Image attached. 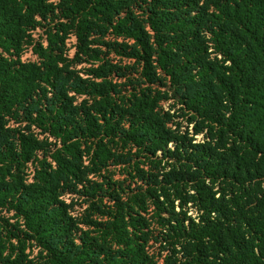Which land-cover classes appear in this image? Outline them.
<instances>
[{
    "label": "trees",
    "instance_id": "trees-1",
    "mask_svg": "<svg viewBox=\"0 0 264 264\" xmlns=\"http://www.w3.org/2000/svg\"><path fill=\"white\" fill-rule=\"evenodd\" d=\"M0 264H264V0H0Z\"/></svg>",
    "mask_w": 264,
    "mask_h": 264
}]
</instances>
